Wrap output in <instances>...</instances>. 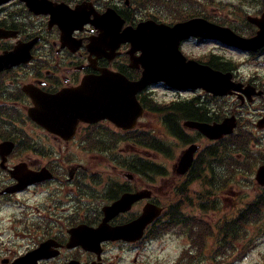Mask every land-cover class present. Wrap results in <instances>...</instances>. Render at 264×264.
I'll return each mask as SVG.
<instances>
[{"label": "flooded vegetation", "instance_id": "obj_1", "mask_svg": "<svg viewBox=\"0 0 264 264\" xmlns=\"http://www.w3.org/2000/svg\"><path fill=\"white\" fill-rule=\"evenodd\" d=\"M58 1L56 2L67 3L63 0ZM89 2L95 3L99 12H104L108 8L116 9L127 22L131 15H134V10L127 1L124 5L117 1L113 5L111 2L104 4L97 0ZM70 5H79V0L71 1ZM92 30L91 27H87L86 32L78 34V38L85 41L81 45L79 54L73 55L68 49H61L59 27L54 25L50 28L45 18L36 17L21 0H12L0 6V31L10 33V37L0 39V55L14 51L19 45L30 44L35 39H39L32 50L33 60L30 63H22L0 72V142L8 141L11 134L18 136L24 132L16 157L15 169L13 168L14 171H11L9 177L6 178L8 193L6 196L0 193V208L4 207L2 222L0 220V255L5 252V225L13 224V222L14 225L21 223L25 228V220H27V215L24 213L25 205L15 201V195L21 197L28 194L31 200L37 192H42L43 198L29 250L37 248L40 244H48L45 252L47 257H43L36 264H126V259L131 254L133 255L132 264H139L144 252L150 247V227L145 230L143 238L137 242L108 240L91 250L83 245L69 247L72 229L81 225L99 227L103 223L106 206L118 201L126 193H135L150 188L148 171L118 170L117 166L115 170L102 171L100 167L105 162H116L117 158H96L95 156L87 158V155L71 153V147H90L100 143V145H112L114 141L117 142L114 138L118 132L129 131L121 130L108 121L99 124L83 122L79 123L77 129L69 134L72 139L67 141L49 133L29 116V109L34 105L26 92L29 88H32L33 92L55 94L64 88L79 86L86 77L94 75L101 77L100 70L102 69L122 72L130 80L138 79L129 70L130 68L134 74L137 73V70L131 67L128 45L122 46L121 56L113 62L103 58L97 59L96 56L91 55L87 39L91 36ZM248 56V62L242 66L229 60L202 61L225 75H231V82L239 87L224 98V106H220L218 113L212 105L209 106L208 100L202 102L199 98H195L185 104L178 103L176 115H174L178 140L182 139L185 127V122L181 120L182 117L210 125L236 118L240 132L248 129L246 125L248 123L245 120L250 112L257 117L256 123H253L254 126L264 118V74L257 73L254 68L264 67V62L260 61L257 54L251 53ZM255 61L258 63H254ZM202 93L204 98L213 99L205 92ZM143 96H145L144 93L139 95V101L147 107L148 102ZM102 126H106V130L103 131ZM28 129L42 145L54 143L58 147V152L61 153L60 156L52 158L51 166L54 170L49 171V174L39 171L43 158H30V167L36 170L32 172L35 179L30 182L20 181L21 171L17 170L21 167L18 165L25 161L22 148L27 141L25 134ZM108 130L114 131V138H111L112 135ZM186 134L190 138V144L196 145L204 142V145L197 144L199 150L195 156L193 168L180 180H189L196 173L198 165L203 172H206V162L200 158H214L211 141L207 136L198 130L189 131V129H186ZM101 137L102 140H100ZM16 147L18 148L17 143ZM63 147H67L65 156L62 154ZM184 151L182 150L181 153L183 154ZM44 152L40 151V154L44 155ZM215 156L219 158V155ZM2 160L3 158H0V180L2 179L3 184L0 189L7 184L2 178ZM129 174L134 178H127ZM37 177L43 181L37 180ZM47 178H50L48 179L50 181L45 182ZM148 202L144 200L136 203L130 211L121 213L110 224L116 227L133 222L142 214ZM199 205L202 207L201 204ZM13 207H18L16 213ZM8 211H11L13 215L11 212L8 214ZM183 230V225L180 224L178 236L187 242L189 234H180Z\"/></svg>", "mask_w": 264, "mask_h": 264}, {"label": "rangeland", "instance_id": "obj_2", "mask_svg": "<svg viewBox=\"0 0 264 264\" xmlns=\"http://www.w3.org/2000/svg\"><path fill=\"white\" fill-rule=\"evenodd\" d=\"M159 93H163V91L159 90ZM151 120V118H150ZM150 126L151 128L158 127V123L155 121H150ZM127 154L125 156L128 157H135L136 155H141L142 151L138 150L136 147L135 149L132 148L131 151L126 152ZM98 155V154H96ZM156 163H164L161 159L159 158L155 159ZM156 185V195L158 198H161L163 194L166 193V190L162 187L161 183H157ZM240 187L245 189V192H243L241 189L237 188V191L239 192V197L244 198L246 201L252 200L256 192L253 189L252 185V179L249 178L243 185ZM237 191L229 198V201L226 203V207L229 209L233 206V199L237 196ZM235 210L230 211L229 214L234 215ZM216 218H214V222H216ZM249 234L250 237L248 241L253 240V238H256L257 244L256 247L246 256L245 259L242 260V262H239L237 264H264V237L261 239L260 237H257V232L254 230L252 227L249 228ZM170 241L165 239L166 243H157L154 247V249L149 251L148 258L144 259V264H159V261L161 264H173V261L177 260L179 257H181L179 248L176 244V242H173V236L176 235L175 232L169 234ZM166 245L168 247H166ZM235 263V264H236ZM196 264H209L206 260L205 257H201L198 263Z\"/></svg>", "mask_w": 264, "mask_h": 264}, {"label": "water", "instance_id": "obj_3", "mask_svg": "<svg viewBox=\"0 0 264 264\" xmlns=\"http://www.w3.org/2000/svg\"><path fill=\"white\" fill-rule=\"evenodd\" d=\"M159 27L160 28H158V29H162L167 34L170 33V35H173L174 37H177L178 39L184 38V37L200 35V34H208L209 36L210 35H215V33H213V30H212V29H214V27H212L211 25L205 23V21L203 22L202 20H193V21H191L189 23L177 25L174 28H171L170 26H165V25H160ZM124 35L126 36V38H123V39H127V41H132V42H134L136 44L139 41L141 43L139 46L141 48H143V43H144L143 26H141L138 31H131L130 30L128 32H125ZM172 53H173V59H175L177 57L179 58L180 56L183 57L178 51L177 52H172ZM182 66H187V64L185 63V59H183V61H182ZM159 73L161 75H163L162 71L159 72ZM151 74L159 76L158 73H151ZM80 111H81V114L84 113V111H82V106L77 108V112L79 113ZM86 112L87 111H85V113ZM88 112L92 113L90 111H88ZM95 117H98V119H102V118L108 117V118H111L112 120L118 118L116 112H113V111H110V110H100L98 106H97L96 111H95ZM262 180H264V176L262 177ZM141 197H144V195L137 196V197L134 196L133 199L131 197H129L127 199L128 202H126L124 204L125 205L128 204V203L132 204L136 199H139ZM160 213H161V210L158 207L153 206V205L149 206V208L146 209L145 214L142 217V220H140L138 222V223H141V230L144 228L145 225L150 223Z\"/></svg>", "mask_w": 264, "mask_h": 264}, {"label": "trees", "instance_id": "obj_4", "mask_svg": "<svg viewBox=\"0 0 264 264\" xmlns=\"http://www.w3.org/2000/svg\"><path fill=\"white\" fill-rule=\"evenodd\" d=\"M263 209H264V205L262 206L260 211H263ZM246 220H247V222L245 223V228H248V225H249L250 221H248V217L246 218ZM230 226H233V225H230ZM235 231H236V228L232 227L231 228V233H234ZM236 236H238V235H236Z\"/></svg>", "mask_w": 264, "mask_h": 264}]
</instances>
